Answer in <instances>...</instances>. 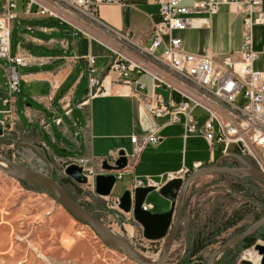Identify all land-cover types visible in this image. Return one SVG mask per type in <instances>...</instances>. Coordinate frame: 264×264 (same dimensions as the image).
<instances>
[{
	"label": "built area",
	"instance_id": "1",
	"mask_svg": "<svg viewBox=\"0 0 264 264\" xmlns=\"http://www.w3.org/2000/svg\"><path fill=\"white\" fill-rule=\"evenodd\" d=\"M23 1L26 14L36 13L64 23L76 35L88 39L89 44L96 43L109 53L110 65L103 79L95 76L96 57L90 54L74 57L75 60H85L89 70V94L87 100L79 104L80 108L86 107L94 97L107 96L110 89L104 83L115 75L119 85L129 87L131 95L141 100L149 117L168 119V124H182L185 138L201 135L212 151L219 150L224 157L236 160H243L244 157L264 173V73L254 70L259 53L254 49L253 35L256 26L264 25L262 0H200L192 5H185L183 0H157L161 20L153 28L150 46L131 32L115 30L100 19L98 12L102 6H123L125 0ZM17 4L18 0H3L0 7V59L9 63V91L4 100L7 109L0 112L4 137L11 134L19 121L16 107L17 95L21 92L19 68L34 62L28 54H11V30L18 17ZM225 6L235 8L233 13L243 17L239 60L225 57L218 63L213 55H195L184 50L182 39L176 33L205 27L209 18ZM162 91L168 93V100L160 93ZM37 99L40 102L51 101L52 94ZM61 105L64 113L71 116L74 109L71 100L64 98ZM197 110L205 113L202 125V115H197ZM55 121L59 125L62 123L60 118ZM159 132L160 128L153 122L142 123V134H133L130 138L132 152L125 150L128 164L124 169H104L105 161L116 167L120 159L117 152L97 166L95 159L88 157L66 162L56 176L58 180L65 178V169L76 164L87 178V183L80 185L81 195L87 201L99 198L103 200L100 213L134 220L132 212L126 213L120 208L119 197H101L96 193V178L98 175L113 174L118 182L133 173L142 152L149 145L162 143ZM199 167L201 164L196 169ZM187 172L161 175L158 179L135 177L131 191L154 188L158 192L167 182ZM154 208V204L147 201L143 204L145 211L152 212ZM251 253L244 254L241 264L248 261Z\"/></svg>",
	"mask_w": 264,
	"mask_h": 264
},
{
	"label": "crops",
	"instance_id": "2",
	"mask_svg": "<svg viewBox=\"0 0 264 264\" xmlns=\"http://www.w3.org/2000/svg\"><path fill=\"white\" fill-rule=\"evenodd\" d=\"M196 1L200 0H183V3L192 5ZM125 2L123 6H102L98 12L100 19L115 30L131 32L150 46L153 28L161 20L157 0H125ZM262 2L264 10V0ZM234 10L235 8L225 6L217 15L209 18L208 25L205 27L177 32L176 36L182 39L184 50L195 55H213L218 63H221L225 57L239 60L243 41V17L233 13ZM16 11L18 17L11 30V54L12 56L28 54L34 60L29 66L19 68L21 92L17 95L16 105L19 121L9 135L15 136L22 142L18 144L20 148L27 149L40 158H42L41 153L50 154L53 159L51 165L55 166L57 173L66 162L85 157L94 158L95 166H97L111 154L126 150L123 141L132 148L131 136L142 134V123L146 125L153 122L160 128L159 134L163 141L158 146L147 147L142 152L133 173L125 175L122 179H128L123 188L124 192L132 189L135 177L142 178L146 175L153 178L157 176L156 179H158L161 175H166V172L180 174L185 171H194L200 164L201 167H206L213 164L216 159L222 158L219 150L208 149L203 157L193 158L189 164L187 146L193 136L184 137L182 124H168V119L149 117L141 100L131 95L129 87L119 85L115 75L106 79L104 83L105 87L110 89L107 96L94 97L90 99L86 107L80 108L79 104L87 100L89 94L87 63L82 59H74L76 55H82L83 36L76 35L70 26L59 21L41 17L36 13L26 14L23 0H18ZM253 35L254 49L259 53L254 63V70L264 73V25L256 26ZM97 47L101 46L96 43L90 44L89 54L96 57L95 76L103 79L110 65V55L104 48L106 54H98ZM8 66V60L0 59V112L7 109L4 100L8 97L9 91ZM51 94V101L40 102L37 99ZM64 98L71 100L74 106L71 116H67L63 111L61 101ZM96 108L99 109L98 121ZM124 110H127L131 119L132 130L128 134L119 135L118 119L124 114ZM57 118L62 120L60 125L55 121ZM195 136L208 144L201 135ZM54 147L63 154L72 153L77 156L58 155L56 151H53ZM185 147L183 164L180 158L175 168L171 170L160 173L145 172L143 167H151L155 164L159 152L180 148L182 155ZM139 169L142 172L140 174ZM19 184L22 185L21 182ZM82 199L83 206L86 205L98 212L103 206V200L99 198L93 199L92 202L87 201L85 196H82ZM166 202L169 203L168 208L159 211L155 207L152 212L168 211L171 204L167 200ZM0 205L3 208V213H0L1 256L10 253L8 249L10 238L6 237L7 226L12 234L14 218L23 208L19 206L12 211L11 206L5 203ZM9 214L11 217H8ZM2 261L0 263H6Z\"/></svg>",
	"mask_w": 264,
	"mask_h": 264
},
{
	"label": "rangeland",
	"instance_id": "3",
	"mask_svg": "<svg viewBox=\"0 0 264 264\" xmlns=\"http://www.w3.org/2000/svg\"><path fill=\"white\" fill-rule=\"evenodd\" d=\"M2 2L3 0H0V7ZM96 52L100 55L106 54L102 47H97ZM144 79L149 81L148 78ZM160 93L168 100L166 91ZM95 111L98 121L99 109L96 108ZM196 114L202 115L200 124L202 125L205 113L197 110ZM118 120V134L130 133L132 123L127 110H124V114ZM196 137L193 136L188 141L189 164L193 158L203 157L210 149L205 141ZM5 138L9 140L2 142L3 138H0V157L9 158L45 174L53 173L58 180L56 175L59 174L55 166L51 165L53 159L50 154L41 153L42 159L35 153L20 148L18 144L22 142L15 136ZM123 142L126 150L131 153V146L126 141ZM150 146L153 145L148 147ZM180 150L176 148L159 152L155 164L151 167H143L145 172L160 173L171 170L175 168L180 158L183 164L186 147L183 148L182 155ZM53 151L67 157L77 156L72 153L63 154L56 147ZM221 156L222 158L216 159L214 163H221L227 167H245L242 159L238 161L232 157H224L223 153ZM243 160L249 162L244 157ZM140 172L141 169L139 174ZM192 172L193 170L180 176L185 180ZM127 180L125 178L117 182L113 196L120 195L121 198ZM19 183L0 172V204L11 206L12 211L19 206L23 208L14 218L12 234L7 226L6 237L10 238L8 240L10 253L0 256V261L6 262L0 264H135L121 252L107 246L90 227L75 220L47 193L28 190ZM66 189L74 198L84 202L82 195H78L72 186H66ZM147 201L154 204L159 211L169 207V203L156 191L149 194ZM84 207L114 232L126 238L144 255L155 261L162 256L165 241L146 240L143 237L142 227L134 220L128 221L120 215L112 216L90 209L86 205ZM0 209V213H3L1 205ZM8 217H11L10 214ZM263 217L264 186L258 181L227 175L201 177L187 192L182 221L167 264H208L209 257L219 246L241 234ZM210 241L212 244L203 247L199 253H194L196 248ZM256 244L264 245V237L256 236L242 247H233L229 253L219 257L218 264H227V259L230 264H241L245 253L258 254L255 250Z\"/></svg>",
	"mask_w": 264,
	"mask_h": 264
},
{
	"label": "water",
	"instance_id": "4",
	"mask_svg": "<svg viewBox=\"0 0 264 264\" xmlns=\"http://www.w3.org/2000/svg\"><path fill=\"white\" fill-rule=\"evenodd\" d=\"M81 48V54L88 56L90 48L88 39L83 38ZM3 137L4 131L0 127V138ZM6 141L8 140H2V142ZM119 155L120 159L116 162V167L109 165L108 161H105L104 169L107 171L124 169L128 164L125 150H121ZM0 162L8 164V167L0 164V172L18 182L25 181L51 193L75 220L90 227L107 246L121 252L135 264H167L182 221L187 192L199 178L211 175L245 177L256 180L264 186V173L252 163L242 160L245 167H227L221 163H214L195 169L185 180L178 177L167 182L158 191L160 196L171 204L170 209L165 212L155 213L143 209V204L147 201L149 194L156 191L154 188H137L134 191H125L120 198V208L126 213H133L134 220L142 227L143 236L146 240L165 241L162 256L155 261L138 251L126 238L114 232L66 190V186H72L78 195L82 194L80 185L86 184L87 178L84 176L81 167L76 164L68 166L64 172L65 178L56 180L51 173H42L9 158L0 157ZM116 183V177L113 174L108 176L98 175L96 178V193L101 197H110ZM263 226L264 217L254 222L241 234L219 246L209 257L208 264H216L219 257L227 250L253 236ZM255 250L261 256V264H264V245L256 244ZM242 264H251V262L245 261Z\"/></svg>",
	"mask_w": 264,
	"mask_h": 264
},
{
	"label": "trees",
	"instance_id": "5",
	"mask_svg": "<svg viewBox=\"0 0 264 264\" xmlns=\"http://www.w3.org/2000/svg\"><path fill=\"white\" fill-rule=\"evenodd\" d=\"M9 136H11V135H9ZM213 164H214V163H213ZM210 165H212V164H210ZM54 178L56 179L55 176H54ZM247 179H251V178H247ZM56 180H57V179H56ZM21 183H22V185H23L24 187H26L27 189H30V190H36V191H40V192H43V193H47L48 195H50L52 198H54V199L58 202V200H57V199H56L51 193L47 192L45 189H43V188H41V187H39V186H35V185H32V184H29V183H27V182H25V181H21ZM30 185H32V187H35V188H32ZM75 199H76V198H75ZM76 200H77L80 204H82L81 201H79L78 199H76ZM58 203H59V202H58ZM80 223H81V222H80ZM256 236H262V237H264V226L261 227V228H259L253 236L247 238L245 241H243L242 243L238 244V245L235 246L234 248L242 247L243 244H245V243H247V242H249V241L254 240V239L256 238ZM211 241H212V240H211ZM211 241L208 242L207 244H202L201 246H199L198 248H196L195 251H194V253H195V254H196V253H199V251H200L201 249H203V247H205L206 245L212 244ZM254 244H255V243H254ZM251 245H252V244H251ZM231 249H232V248H231ZM231 249L227 250V251L223 254V256L226 255L227 253H229V251H231ZM223 256H221V257H223ZM219 261H220V260H218L216 264H218ZM220 264H222V263H220ZM227 264H230L229 259H227Z\"/></svg>",
	"mask_w": 264,
	"mask_h": 264
},
{
	"label": "bare ground",
	"instance_id": "6",
	"mask_svg": "<svg viewBox=\"0 0 264 264\" xmlns=\"http://www.w3.org/2000/svg\"><path fill=\"white\" fill-rule=\"evenodd\" d=\"M6 137V136H5ZM5 137H3V139H7V138H5ZM8 140V139H7ZM0 164H2V165H4V166H6V167H8V164L6 163V162H0ZM259 169V168H258ZM260 170V169H259ZM51 174H53V173H51ZM54 175V174H53ZM67 190V189H66ZM71 195V194H70ZM86 208V207H85ZM87 209V208H86ZM87 210H89V209H87ZM90 211V210H89ZM91 212V211H90ZM92 213V212H91ZM93 214V213H92ZM94 215V214H93ZM95 216V215H94ZM177 236V235H176ZM248 261L249 262H251V264H261V256H259V254H250L249 256H248Z\"/></svg>",
	"mask_w": 264,
	"mask_h": 264
}]
</instances>
